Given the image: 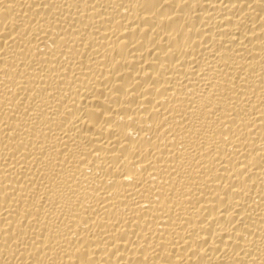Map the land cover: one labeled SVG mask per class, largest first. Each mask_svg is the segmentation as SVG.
I'll list each match as a JSON object with an SVG mask.
<instances>
[{
	"label": "bare ground",
	"instance_id": "obj_1",
	"mask_svg": "<svg viewBox=\"0 0 264 264\" xmlns=\"http://www.w3.org/2000/svg\"><path fill=\"white\" fill-rule=\"evenodd\" d=\"M0 264H264V0H0Z\"/></svg>",
	"mask_w": 264,
	"mask_h": 264
}]
</instances>
